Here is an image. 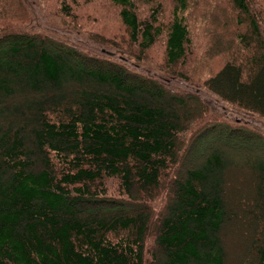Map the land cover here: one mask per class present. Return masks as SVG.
Wrapping results in <instances>:
<instances>
[{"label": "trees", "instance_id": "trees-1", "mask_svg": "<svg viewBox=\"0 0 264 264\" xmlns=\"http://www.w3.org/2000/svg\"><path fill=\"white\" fill-rule=\"evenodd\" d=\"M9 1L0 21L20 16ZM109 1L135 69L0 25V264H225L235 156L254 164L264 209V0L218 5L214 50L230 57L201 79L188 0L169 14L160 0ZM250 245L264 264V238Z\"/></svg>", "mask_w": 264, "mask_h": 264}, {"label": "rangeland", "instance_id": "rangeland-1", "mask_svg": "<svg viewBox=\"0 0 264 264\" xmlns=\"http://www.w3.org/2000/svg\"><path fill=\"white\" fill-rule=\"evenodd\" d=\"M39 1L28 0V9L23 0H10L8 4L11 15L20 16L12 20H2L0 25L5 23L26 25L33 31L49 35L60 43L75 45L89 55L118 60L130 69H135L138 63L141 64L139 59H142V56L123 44L122 39L126 38V34L118 16V8L109 0H41L42 3ZM62 1L67 4L66 11L62 8L64 4L61 3ZM160 1L166 14H169L173 0ZM224 2V0H188L185 15L194 36V48L189 61L195 58L192 63L197 62L190 71V78L201 79L209 70L220 67L230 57L216 54L213 44V39L223 33L222 25L225 19L222 18L218 5L221 8ZM144 7L149 10V5L143 6L142 9ZM26 14L29 18H31L30 14L35 16L36 21L24 20ZM23 16L24 19L21 20ZM233 53L235 55V52ZM147 58L162 62L160 45L151 48ZM150 68L151 66H148L147 70ZM174 83L176 85L170 87L172 90H178L177 88L184 85L179 80ZM13 116V114L6 115V122L12 120ZM15 120L19 123L25 122L21 117ZM234 160L236 165L228 174L229 182L225 194V202L231 209L230 212L235 213L226 222L223 231L227 236L225 264H254L256 257L251 253L250 242L252 239L264 238V209H260L257 205L254 164L247 160L244 154L241 157L235 156ZM177 173L182 175L184 172L177 170Z\"/></svg>", "mask_w": 264, "mask_h": 264}, {"label": "bare ground", "instance_id": "bare-ground-1", "mask_svg": "<svg viewBox=\"0 0 264 264\" xmlns=\"http://www.w3.org/2000/svg\"><path fill=\"white\" fill-rule=\"evenodd\" d=\"M4 43V42H3Z\"/></svg>", "mask_w": 264, "mask_h": 264}]
</instances>
